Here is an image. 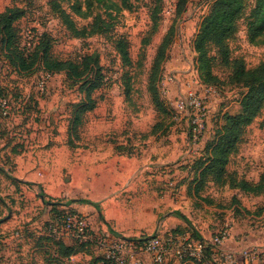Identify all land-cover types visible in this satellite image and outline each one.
I'll return each mask as SVG.
<instances>
[{
    "label": "rangeland",
    "instance_id": "rangeland-1",
    "mask_svg": "<svg viewBox=\"0 0 264 264\" xmlns=\"http://www.w3.org/2000/svg\"><path fill=\"white\" fill-rule=\"evenodd\" d=\"M256 1L244 0L226 39L229 59L242 60L246 69L264 61V35L248 33ZM213 2L0 0V12L21 10L12 21L10 47L0 31V88L10 105L7 114L0 113V264L106 261L95 239L64 253L52 226L65 210L87 214L96 234L129 239L158 230L211 239L223 233L230 216L264 223V190L244 192L230 186L228 177L215 182L213 167L201 170L223 113L239 112L245 91L230 81L232 67L213 43L208 54L216 79L206 83L198 76L193 40ZM66 16L86 34L74 33ZM168 31L171 41L161 59ZM17 37L25 53L41 37L31 59H22L15 49ZM119 37L127 44L129 64L117 50ZM56 60L77 67L46 66ZM187 88L205 96L208 109L197 137L175 105ZM225 170L250 182L264 172V102L239 133ZM177 212L188 218L187 225H180L185 220ZM63 239L73 240L66 234ZM210 246L211 254L204 250L199 259L169 264H224L214 243Z\"/></svg>",
    "mask_w": 264,
    "mask_h": 264
},
{
    "label": "trees",
    "instance_id": "trees-1",
    "mask_svg": "<svg viewBox=\"0 0 264 264\" xmlns=\"http://www.w3.org/2000/svg\"><path fill=\"white\" fill-rule=\"evenodd\" d=\"M122 3H128V0H120ZM185 0H177L178 4H182ZM75 4V3H74ZM244 0H214L213 5L209 13H207L201 20L198 31L193 40V49L196 53L197 72L199 78L206 83H211L216 79L215 74L212 72L211 56L208 54V45L213 43L219 50L223 62L232 67L229 75L231 82H239L245 87V91L240 99L241 109L235 114L224 112L222 117L224 122L220 124L216 137H214L210 144L209 154L205 158L206 164L201 170H207L209 167H213V176L215 182L222 183L225 177H228L230 186L240 189L241 191L248 192L251 194H260L264 190V172L259 175L258 180L250 182L245 178H237L233 173H228L225 170V165L229 154L235 149L237 137L242 129L247 126L252 119L257 115L264 102V61L255 68L246 69L243 65V61L240 59H229L228 50L226 46V39L232 32L235 19L242 10ZM74 12H79V8H73ZM158 6H156L151 14L153 20L152 30L155 28L157 19ZM21 14L19 8L7 7L5 10L0 12V31L2 32L6 46L10 47L14 40V32L12 30V21ZM68 27L78 35L86 34L85 28H79L75 25V22L69 16L65 19ZM95 23V20H94ZM171 30V29H170ZM248 33L250 36L254 34L264 35V0H257L255 8L253 9L252 18L249 22ZM171 31L165 35L161 48L160 56L161 59L164 57L166 49L171 41ZM42 37V35H41ZM36 45L34 44L31 51L25 53L23 47L18 44V37L14 44L15 49L19 52L22 59H31L36 54L40 39ZM40 41V42H39ZM118 52L121 55L124 64L131 62L127 44L121 38L115 40ZM147 42V38L143 40ZM262 43H264V36ZM44 58L49 60L47 57V47L43 50ZM86 55H83L85 57ZM46 66L51 68L56 66L57 68L77 67L71 60H56L53 62L47 61ZM126 89H129V82L126 80ZM0 94L9 99L7 94L4 93L0 88ZM156 97V96H155ZM156 97V101H157ZM161 101V100H159ZM161 103V102H160ZM168 104V103H167ZM169 105V104H168ZM82 107V106H81ZM80 107V108H81ZM170 107V106H169ZM84 110L86 107H82ZM171 109V107H170ZM180 216L189 223L188 218L181 212H177ZM59 217L57 216L56 224L58 223ZM195 234V233H194ZM197 238L198 235L196 234ZM72 243H66L63 238L56 237V242L64 248V253H75L80 247H86L87 244L94 240L80 241L72 238ZM210 243L204 248L207 253H211ZM102 264H109L108 261L102 262Z\"/></svg>",
    "mask_w": 264,
    "mask_h": 264
},
{
    "label": "built area",
    "instance_id": "built-area-1",
    "mask_svg": "<svg viewBox=\"0 0 264 264\" xmlns=\"http://www.w3.org/2000/svg\"><path fill=\"white\" fill-rule=\"evenodd\" d=\"M27 40L25 45H30L29 38L32 33L28 29L25 32ZM171 78V76L169 75ZM169 79V78H167ZM42 85H40L41 89ZM204 97L195 89L187 88L178 95L179 111L189 119L192 136L197 137L203 128L204 120L207 117L208 109ZM9 99L0 94V113L5 115L9 110ZM171 107H173L171 105ZM173 107V109H176ZM178 109H176L177 111ZM59 221L54 227L53 232L57 238H63V235H69L71 238L80 241L94 240L100 246L109 264H169L175 260H193L199 259L208 243H220L224 233L214 235L210 241L208 239L193 238L188 233H169L158 230L152 235L141 236L137 239L115 237L104 232L96 234L92 223L87 214L77 210H65L58 216ZM245 257L250 261L261 259L264 261V248H248L242 251Z\"/></svg>",
    "mask_w": 264,
    "mask_h": 264
},
{
    "label": "crops",
    "instance_id": "crops-1",
    "mask_svg": "<svg viewBox=\"0 0 264 264\" xmlns=\"http://www.w3.org/2000/svg\"><path fill=\"white\" fill-rule=\"evenodd\" d=\"M238 195L242 196V194ZM187 224L186 221H182L180 225L185 226ZM223 225L225 226L223 228L224 237L220 243H215L214 247H217L219 255L224 257V264H249L252 260L249 261L242 251L258 245H264V223L248 222L230 216ZM190 228L194 229L192 226ZM201 237L206 238V236ZM208 241H210V238ZM148 264L150 263L148 262Z\"/></svg>",
    "mask_w": 264,
    "mask_h": 264
}]
</instances>
